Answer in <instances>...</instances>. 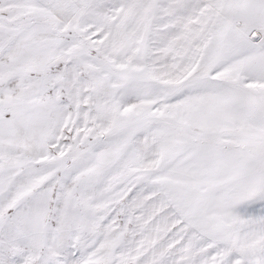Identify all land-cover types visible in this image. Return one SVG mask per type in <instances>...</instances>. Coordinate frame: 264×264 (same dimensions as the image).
Segmentation results:
<instances>
[{
  "label": "snow or ice",
  "instance_id": "1",
  "mask_svg": "<svg viewBox=\"0 0 264 264\" xmlns=\"http://www.w3.org/2000/svg\"><path fill=\"white\" fill-rule=\"evenodd\" d=\"M0 264H264V0H0Z\"/></svg>",
  "mask_w": 264,
  "mask_h": 264
}]
</instances>
